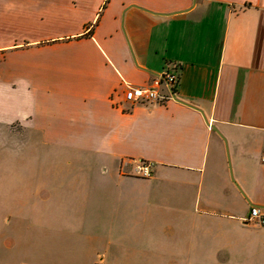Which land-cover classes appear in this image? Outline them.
Instances as JSON below:
<instances>
[{
	"label": "crops",
	"instance_id": "1",
	"mask_svg": "<svg viewBox=\"0 0 264 264\" xmlns=\"http://www.w3.org/2000/svg\"><path fill=\"white\" fill-rule=\"evenodd\" d=\"M263 147L264 0H0V264H264Z\"/></svg>",
	"mask_w": 264,
	"mask_h": 264
},
{
	"label": "built area",
	"instance_id": "2",
	"mask_svg": "<svg viewBox=\"0 0 264 264\" xmlns=\"http://www.w3.org/2000/svg\"><path fill=\"white\" fill-rule=\"evenodd\" d=\"M176 78L172 73L165 72L155 76L146 86H129L127 85L123 91V101L129 105L149 104L159 100H164V89L171 90L175 85ZM260 162L264 164V147L261 152ZM136 174L143 178H148L151 175V165L140 162L136 167ZM249 219L255 220L260 225H264V215L260 209L256 207L250 208Z\"/></svg>",
	"mask_w": 264,
	"mask_h": 264
},
{
	"label": "rangeland",
	"instance_id": "3",
	"mask_svg": "<svg viewBox=\"0 0 264 264\" xmlns=\"http://www.w3.org/2000/svg\"><path fill=\"white\" fill-rule=\"evenodd\" d=\"M25 27L27 28L29 26L28 25H23V28H25ZM37 29L38 30H45L46 28L44 26H39V27H37ZM22 31L23 32H29V30H23V29H22ZM24 42L25 41H22V42H19V43L22 44ZM25 43H27V42H25ZM18 150L19 151L16 150V152H14L15 160L22 159V156H23V153H24V150L23 151L21 149H18ZM28 156H29V159L31 160V162L35 161V160L45 161V162L46 161L47 162H54L53 157L50 154L48 155L47 153L43 154V153H40V152L39 153L34 152V153H29ZM29 199H30V201H28V202L31 203L34 206L36 204L37 200H35L32 197L31 198L29 197ZM158 213H159L160 216H163L165 214L166 217H172V218H175V219L178 218V217H181V216L183 217L184 216V214H182L181 212L175 211V210H172L171 212L170 211H160ZM186 215H187V217H189L190 213L187 212ZM135 240H137V241H135ZM155 241L156 240H154L153 242H155ZM170 243H173V242H170ZM134 245L136 247L139 246L138 245V239H134ZM132 250L133 249H131V248L126 250L127 251L126 254L127 255L129 254L128 256L123 255V256L118 257L117 258L118 259L117 264H139V263H141V264H161V262H162V259L158 258L157 256L156 257L153 256V257L144 258L141 255H138L137 253H136L137 255H135V253L131 254ZM164 250H166L169 254L173 253L171 250L170 251L167 250V249H164ZM120 255H122V254H120ZM143 260H145V261L142 263ZM178 260H176V259L174 260V257H171V256H168L166 259H163V261L166 264H173V263L174 264H181V262H178ZM190 262H192V261H190ZM194 264H207V262H206V260H199V261H195Z\"/></svg>",
	"mask_w": 264,
	"mask_h": 264
}]
</instances>
